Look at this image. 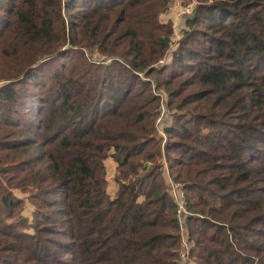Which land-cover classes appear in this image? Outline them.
Masks as SVG:
<instances>
[{
  "label": "trees",
  "instance_id": "16d2710c",
  "mask_svg": "<svg viewBox=\"0 0 264 264\" xmlns=\"http://www.w3.org/2000/svg\"><path fill=\"white\" fill-rule=\"evenodd\" d=\"M169 3L0 0V264H181L163 153L192 262L264 264V0H197L157 66Z\"/></svg>",
  "mask_w": 264,
  "mask_h": 264
},
{
  "label": "built area",
  "instance_id": "2783aa9c",
  "mask_svg": "<svg viewBox=\"0 0 264 264\" xmlns=\"http://www.w3.org/2000/svg\"><path fill=\"white\" fill-rule=\"evenodd\" d=\"M196 5H197V0H170L169 7L166 11L167 14L169 13L170 15H172L173 18L175 15H177L180 19L181 18L184 19V24L182 25V22H181L180 24L181 28L179 29L177 28V24L173 23L174 32L171 37L172 42L174 39L181 38V36L184 35L183 33L185 32V30L188 29L186 20L188 17H190L191 15L195 13ZM171 46H173L172 43H171ZM165 58L161 60L157 64V66L168 62L165 60ZM156 123H157V128H158V134L160 136L166 137V134L164 132V127L167 126L169 122H168V110L165 105L164 96L162 98L161 109H160V113L158 115ZM162 161H163V165L165 168V171H164L165 179L169 185L171 196L177 205V218H178V222L181 228V237H182V240H181L182 248L179 253L180 263L181 264H194L192 260L190 259V253L194 245V242L193 240L188 239L187 231L185 227L186 225L185 223H186L187 217L189 216L190 212L187 209V197H186L184 185L181 181L175 180V178L172 176V173L169 170L167 161L164 156L162 157Z\"/></svg>",
  "mask_w": 264,
  "mask_h": 264
},
{
  "label": "crops",
  "instance_id": "0c3cea01",
  "mask_svg": "<svg viewBox=\"0 0 264 264\" xmlns=\"http://www.w3.org/2000/svg\"><path fill=\"white\" fill-rule=\"evenodd\" d=\"M162 20L164 22L171 20L173 23H176L177 24V23L180 22L181 19L177 15H175L174 18H173L172 15H170L169 13L167 14V12H166V13L162 14ZM181 22H182V20H181ZM181 22H180V24H181ZM112 163H113V165H112V171L111 172L108 171V187L107 188H108L110 194L112 196H115V193L117 192V189H118V183L114 179V175L116 173L115 172L116 163L115 162H112ZM110 177L113 178L111 180V182L109 181Z\"/></svg>",
  "mask_w": 264,
  "mask_h": 264
},
{
  "label": "rangeland",
  "instance_id": "374dc122",
  "mask_svg": "<svg viewBox=\"0 0 264 264\" xmlns=\"http://www.w3.org/2000/svg\"><path fill=\"white\" fill-rule=\"evenodd\" d=\"M166 13V12H165ZM181 20H182V25L184 24V19H182L181 18ZM181 20H180V22H181ZM171 21V20H170ZM167 22H169V21H166V23ZM172 22V21H171ZM180 22L179 23H177V28L179 29V28H181V26H180ZM173 23V22H172ZM174 27V26H173ZM188 27V26H187ZM186 31V30H185ZM184 34V33H183ZM182 37H183V35L181 36V38H178V39H174L173 40V42H172V45L173 46H171L170 47V50L168 51V53H167V56H166V58H165V60L166 61H171V54H172V52H173V50L174 49H176L177 48V46H178V44H179V42H180V40L182 39ZM165 157V159H166V156H165V153H163V155H162V157ZM167 161V160H166ZM112 162H114V160L112 159V158H109L108 160H107V167H108V171H112V165H113V163ZM159 162H162L163 163V161H162V158H159ZM115 172H116V169H115ZM113 178H111L110 177V179H109V181L111 182V180H112Z\"/></svg>",
  "mask_w": 264,
  "mask_h": 264
},
{
  "label": "water",
  "instance_id": "95a60500",
  "mask_svg": "<svg viewBox=\"0 0 264 264\" xmlns=\"http://www.w3.org/2000/svg\"><path fill=\"white\" fill-rule=\"evenodd\" d=\"M191 16H193V15H191Z\"/></svg>",
  "mask_w": 264,
  "mask_h": 264
}]
</instances>
